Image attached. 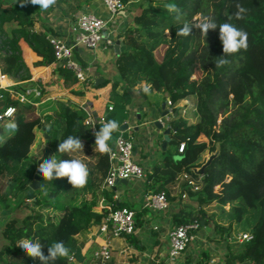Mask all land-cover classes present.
<instances>
[{"label": "trees", "instance_id": "obj_1", "mask_svg": "<svg viewBox=\"0 0 264 264\" xmlns=\"http://www.w3.org/2000/svg\"><path fill=\"white\" fill-rule=\"evenodd\" d=\"M93 0H79L78 6ZM125 1V0H124ZM0 0V70L18 81L31 77L25 63L20 40H24L39 56L35 65H49L54 60L53 49L46 31L34 30L32 4L22 6L23 0H10L3 5ZM145 0L139 11L132 15L120 32L125 47L116 56L118 79L126 86L145 82L162 92L173 104L184 98H195L193 107L197 119L189 120L179 107L168 120L171 127L169 143H176V155L166 149L146 170L145 185L148 193L165 190L168 200L172 184L182 173L196 180L197 189L186 181L180 182L191 203L180 205L173 214V225L197 219L201 225L207 222L206 207L216 204L218 216L228 217L229 222L214 220L213 227L219 233H230L233 223L245 215L250 219L248 233L240 249L229 248L226 264L264 263V0ZM236 3L247 9L243 19L234 16ZM165 4H175L179 13H170ZM200 17H209L217 25L228 22L248 32V47L234 54L223 56L219 29L209 30L207 36L193 28L188 36H178L185 23L193 24ZM223 56L229 61L222 67L216 62ZM56 71L65 83L73 76L72 71L57 64ZM200 71L198 77L194 74ZM90 82V85H88ZM95 84L86 80L75 84L69 94L81 97ZM13 91H23L19 83L11 86ZM126 90L122 95L126 97ZM59 94L54 108L34 114V105L21 102L7 89H0V110L6 105L15 106L11 117L18 131L0 143V175L6 176V184L0 193V209L10 205L18 192L27 191L26 203L30 210L22 216L13 215L1 225L4 241L0 245L1 264H41L39 259L29 257L17 247L21 239L40 243L47 255V248L54 242L63 241L70 254L80 256L76 235L85 230L98 228L106 209L96 204L97 190L109 168V156L95 150L88 161L89 176L83 187H72L67 178L46 180L41 187L32 189L35 157L31 146L36 142V130L49 145L57 161L78 159L77 152L60 153L57 146L68 136L78 137L84 147L91 150L94 143L89 125L83 122L85 110L70 95ZM36 99V98H34ZM126 99L116 100L108 110V118L120 123L123 115L118 110ZM107 106V104H106ZM46 134V137L44 136ZM183 142L181 151L177 149ZM110 145L111 140L108 142ZM43 144H41L42 146ZM43 148V147H42ZM167 148V147H166ZM214 152L201 174L193 167L200 166L208 153ZM68 192L64 202H56L59 194ZM111 198L113 189H100ZM33 198V199H32ZM114 206L127 205L110 199ZM23 202V201H22ZM20 202L18 207L21 205ZM229 204L228 208L225 205ZM56 210L61 211L54 220ZM55 214V215H54ZM136 223V221H135ZM129 233L127 235H132ZM54 264H74L69 258H58Z\"/></svg>", "mask_w": 264, "mask_h": 264}, {"label": "crops", "instance_id": "obj_2", "mask_svg": "<svg viewBox=\"0 0 264 264\" xmlns=\"http://www.w3.org/2000/svg\"><path fill=\"white\" fill-rule=\"evenodd\" d=\"M78 1L56 0V3L47 9H41L39 5L32 4V14L34 16L33 29L44 30L47 36L56 35L63 38L65 42L71 43L73 40L71 26L75 23L80 11H91L106 19L107 24L104 29V36L112 39L111 47H98L91 50L79 45L73 48L74 58L85 69L86 80H93L95 84L104 83L96 88H89L83 96H78L80 98L78 100V97L68 92L77 83L76 78L71 76L68 82L65 83L62 76L55 69L57 66L55 62L46 66L35 65L34 63L40 59V56L24 40H20L19 44L23 59L31 72V77L23 81L32 82V86L30 87L40 91L39 95L31 96L33 100L32 104L34 105L33 113H44L52 110L54 108V99L57 95L69 94L78 100V104L82 108H86V111H89L95 117L103 116L107 122L110 120L108 118V105H112L113 107L116 100L125 98V105L120 106L118 109L123 115L119 123L120 128L113 132L111 144H113L116 136L120 133L132 134L135 137L133 154L135 159L142 165L144 172L138 177L128 178L125 181L118 180L111 187L113 189L111 198H106L100 192V189L103 188L101 185L102 182L97 190V205H99L101 197H104L106 201L117 199V202H124V204L130 205V208L135 212L136 221L133 234L131 236L127 234L108 236V234L100 232L97 228L80 232L76 235V239L80 245V256H75L74 254L71 261L74 264H100L99 258L94 257V252L100 247L101 242L105 238H109L111 256L104 264H172L167 259L168 231L174 226L173 214L179 209L180 205L190 207L191 201L187 195L185 197L181 196L186 191L180 187V182L187 181V178L184 176V173L178 176L177 180L171 186V194L173 197L169 198L168 208L158 210L145 205L146 196L149 194L146 191L145 174L146 170L151 169L154 162L160 156L158 149H163L161 146V142L164 139L163 128L169 126L168 120L174 111L172 114H163L164 111L168 110L166 97L161 94L162 92L151 87L149 93L145 94L143 87L150 86L145 82L138 83L134 86H126L119 81V84L115 88L111 85L119 76L116 67V56L118 54L114 50L113 43L115 40L121 39L119 50L121 51L125 47L120 32L129 22L132 15L139 11L141 3L145 0H125V7L114 14H110L101 0H93L81 6H78ZM9 2L10 0H3L2 4L5 5ZM23 81H17L16 83L20 84ZM88 85H90V82ZM22 87L26 88L24 86ZM125 90L127 92L126 97L122 95V92ZM156 96L161 98L159 102L156 101ZM193 98L181 99L175 103V106L181 108V112L184 114L187 112V106L192 105ZM193 109L195 110V108ZM10 120L11 118L0 120V143L4 142L13 134L6 129V124ZM155 120H160L164 127L158 128L154 124ZM124 123L126 127L122 129L121 127ZM102 125V123H97L95 131L93 133L91 132V136L94 138L91 140L92 142H95L94 133L99 131ZM35 130L36 142L31 146L32 153L39 152L38 144L40 139L41 141L43 140L40 138V130ZM44 143L45 141H43L42 147ZM168 144L169 141L164 149H166ZM171 144L172 146L170 145L168 150L175 155L176 152L174 149L176 148V143ZM95 150V146L93 150L85 146L77 152L76 156L88 167V161L93 160L91 154ZM208 155L209 153L206 157ZM4 176V174L0 175L1 183ZM105 189L109 190L108 188ZM27 191L26 189L18 192L15 197H12L8 207L0 209V230L2 223L6 219L15 214L18 215V210L20 209L18 204L23 201V198L26 201L31 200V198H27L26 196ZM212 205L215 208L218 207L216 204ZM28 208L26 212L30 210ZM206 210L208 212L206 216L208 221H202L193 240L183 250L179 260L173 264H226L225 256L229 248L232 247L235 251L240 249L242 240L239 239V236L242 233L248 232V230L237 229L234 225L235 223H233L230 233H219L213 227L214 220L222 221L226 224L229 222L228 217L225 216L222 218L218 216L213 207H206ZM0 238L2 244L4 237L1 232Z\"/></svg>", "mask_w": 264, "mask_h": 264}, {"label": "built area", "instance_id": "obj_3", "mask_svg": "<svg viewBox=\"0 0 264 264\" xmlns=\"http://www.w3.org/2000/svg\"><path fill=\"white\" fill-rule=\"evenodd\" d=\"M110 14L125 7L124 0H101ZM107 20L91 11H82L75 23L71 26L73 40L67 43L63 38L56 35H48L49 42L53 49L54 60L70 71L79 82H84L87 79L86 72L82 64L74 58L73 48L75 46H84L91 50L98 47L109 48L112 45V39L104 36V29ZM17 81L10 75L0 70V89H7L11 94L15 95L21 102L33 103L31 96L39 95L40 91L31 87H26L23 91H13L11 86ZM168 106V114H172L175 104L169 98H166ZM111 109L112 105H108ZM83 122L89 125L91 132L95 131L97 123H106L103 116L95 117L86 108ZM15 113V106L12 104L6 105L0 110V120L11 118ZM183 142H180L177 149L183 148ZM110 146L109 168L102 180V187L110 189L115 185L116 180L120 178H132L141 176L144 172L142 165L134 157L135 137L130 133H120L116 136L114 142ZM187 178V183L191 184L193 189L198 188L196 180L189 174L184 173ZM182 197L186 193L181 194ZM145 205L158 210H164L169 206V200L165 190H159L154 193H149L146 196ZM99 206L106 209L105 215L102 217L98 226V230L105 234L118 236L132 233L135 230V212L127 205L114 206L112 201H106L101 197ZM200 223L197 219L188 222L179 223L171 227L168 231V252L167 259L170 263H176L179 260L183 250L193 240ZM251 237L250 233L245 232L239 236L240 240H247ZM111 256L109 238H105L101 242L100 247L94 252V257L99 258L100 264H104ZM73 259V254L69 255V260Z\"/></svg>", "mask_w": 264, "mask_h": 264}, {"label": "clouds", "instance_id": "obj_4", "mask_svg": "<svg viewBox=\"0 0 264 264\" xmlns=\"http://www.w3.org/2000/svg\"><path fill=\"white\" fill-rule=\"evenodd\" d=\"M31 3L33 5H39L41 9H47L56 3V0H23L22 6ZM170 13H179V9L175 4H165L164 6ZM236 11L234 16L237 20L243 19L247 12L240 3L235 5ZM198 29L202 34L207 36L209 30L219 29V39L223 46V56L231 55L241 49H247L248 47V32L242 28H237L234 25L225 22L217 25L209 17H198L197 20L189 25L185 23L181 27L177 35L188 36L191 34L192 29ZM223 56L217 60L216 67H222L229 63ZM143 91L148 94L150 86H144ZM120 125L116 120H109L104 123L99 131L94 133L96 150L101 154H107L110 152L109 141L112 139L113 132L117 131ZM6 129L10 133L18 131V125L14 120H10L6 124ZM84 148L83 142L80 138L74 136H68L67 139L60 142L57 146V151L60 153H71L82 150ZM37 174L42 176L46 180L67 178L68 183L72 187H83L89 176L87 165L79 159L60 160L57 161L54 158L44 159L37 168ZM17 247L21 248L29 257L33 259H39L41 264H54L58 258H69V249L65 246L63 241L54 242L47 248V255L42 251V245L40 243H34L30 239H21L17 243Z\"/></svg>", "mask_w": 264, "mask_h": 264}, {"label": "water", "instance_id": "obj_5", "mask_svg": "<svg viewBox=\"0 0 264 264\" xmlns=\"http://www.w3.org/2000/svg\"><path fill=\"white\" fill-rule=\"evenodd\" d=\"M82 13V11H80L78 13V15H80ZM121 43V39H117L114 41L113 43V47H114V50L117 54H119L120 50H119V45ZM15 81H18L16 80V78H13ZM20 84L24 87H30L32 86V82H27V81H23V82H20ZM168 113V110L164 111L163 114H167ZM154 124L158 127V128H163L164 125L162 122H160V120H155ZM126 124L124 123L122 125V129H124L126 126ZM171 131V127L170 126H165L163 128V136H164V139L163 141L161 142V146L162 148L164 149L167 142L170 140V136H169V132ZM46 137V134L44 135ZM93 136L90 137V140H93ZM50 153H51V149L49 147V145L47 144V142L44 143V146H43V149H42V152L39 156L35 157V161H36V167H35V174H34V178L31 180V182L29 183V186L32 188V189H38L41 187V180H42V176L38 175L37 174V168L39 166V164L44 160V159H47V158H50ZM214 155V152L212 153H209V155L206 157V159L204 160V162L200 165V166H196L194 167L193 169L201 174L204 170V167L207 163H209V161L211 160L212 156ZM174 157H177V155L175 154ZM126 178H120L118 180H121V181H125ZM116 180V182L118 181ZM241 264H249V261L248 260H245L243 261Z\"/></svg>", "mask_w": 264, "mask_h": 264}, {"label": "rangeland", "instance_id": "obj_6", "mask_svg": "<svg viewBox=\"0 0 264 264\" xmlns=\"http://www.w3.org/2000/svg\"><path fill=\"white\" fill-rule=\"evenodd\" d=\"M177 2L178 3H180V4H184V5H186L187 3H186V0H177ZM197 17H200V15L199 14H197L196 15ZM199 74H200V71H197L195 74H194V77H198L199 76ZM12 77V76H11ZM164 97H165V95L163 94V93H161ZM162 96V97H163ZM155 99H156V101L157 102H159L160 100H161V98H159L158 96H156L155 97ZM195 102V98H193V101H192V105H190V106H187V112L186 113H182L184 116H186V117H188L189 118V120H196L197 119V116H196V110H194L193 108V103ZM180 111H181V108H180ZM196 117V118H195ZM37 141H38V139H37ZM41 144H43V142L41 141V139H40V141H39V144H38V150H39V152H42V146H41ZM172 146V144L171 143H169L168 144V146H167V148H166V150L168 151V152H170L169 150H168V147L169 146ZM163 149H158V151L160 152V154H161V151H162ZM174 151L176 152V148L174 149ZM171 153V152H170ZM174 155V154H173ZM50 158H54L55 159V157H54V154L52 153V151H51V153H50ZM5 180V176H4V178H3V181H2V183L0 182V193L2 192V189H4V187H5V184H6V180ZM4 182V183H3ZM68 196H69V194H68V192H63V193H61V194H59V197H57V198H55V201L56 202H58V203H60V202H64L66 199H68ZM26 203H28V204H30V205H32L33 206V204H32V202H31V200L29 199V200H24V198H23V202L21 203V205H20V209L18 210V215L19 216H22L23 214H24V212H26L27 211V207H25V204ZM209 207H213L214 208V211L216 212V211H219L218 210V207L217 208H215L214 207V205H210V206H208L207 208H209ZM229 207V204H226L225 205V208H228ZM24 211H23V210ZM28 210H29V208H28ZM56 212L57 213H55L54 215V220H57L58 219V217H59V215H60V212L61 211H59V210H56ZM15 215H17V214H15ZM249 222H250V219H248V217H247V215H245L244 216V218L240 221V222H236L234 225L237 227V229H248V226H249ZM0 244H1V238H0Z\"/></svg>", "mask_w": 264, "mask_h": 264}]
</instances>
